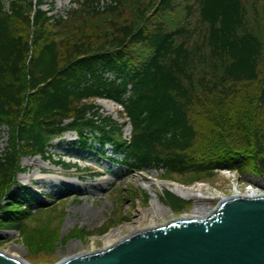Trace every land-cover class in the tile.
<instances>
[{"label": "trees", "instance_id": "16d2710c", "mask_svg": "<svg viewBox=\"0 0 264 264\" xmlns=\"http://www.w3.org/2000/svg\"><path fill=\"white\" fill-rule=\"evenodd\" d=\"M98 1L73 0L55 18L42 0H0V126L9 128L0 228L19 232L35 254L125 220V189H117L103 227L60 239L64 203L34 211L13 190L22 158L51 161L53 141L70 131L81 151L101 155L97 147L110 146L130 175L156 168L163 180L189 185L225 169L264 182V0H113L104 12ZM97 98L123 106L130 139Z\"/></svg>", "mask_w": 264, "mask_h": 264}, {"label": "rangeland", "instance_id": "374dc122", "mask_svg": "<svg viewBox=\"0 0 264 264\" xmlns=\"http://www.w3.org/2000/svg\"><path fill=\"white\" fill-rule=\"evenodd\" d=\"M11 1L13 0H6L7 7ZM42 1L41 8L55 17L66 16L69 9L74 7L72 0ZM111 104L112 107H110ZM96 105L104 117H111L123 125L124 119L120 106L107 100H96ZM130 135L131 128L127 126L125 136L129 138ZM1 139L0 148H4L7 139L5 135ZM78 140L79 137L75 132H69L55 140L50 149V154L53 156L51 161L40 157L22 158L21 165L24 170L18 176V184L14 191L25 192L24 199L29 201V206L34 211L41 203L48 207L58 201L64 203L66 217L61 226L60 239L74 234L72 231L76 228L92 233L103 227L114 211L112 203L117 195V189H125L127 200L123 216L125 220L101 236L94 235L85 238L73 236L65 244L58 243L50 254L48 252L35 254L25 244L19 232L0 228V251L16 254L31 264H56L66 258L85 254L84 252L90 251L93 247L102 248L103 238L114 229L124 227L123 235L126 237L131 234L130 224L140 218L141 211L150 215L152 209H155L158 213V220L161 222L163 217L170 220L186 213L192 214L196 206L208 204L213 210L222 199L234 194L240 196L248 194L249 187L246 186L248 184H254L257 187L264 186L262 179L254 175L244 174L240 177L235 172L224 171H220L212 180L194 182L189 185L163 180V172L157 169H152L148 173L130 175L119 164L122 158L115 156L110 146L103 151L105 158H102L96 153L78 149ZM59 160L75 164L77 168L63 169L55 166L54 163ZM95 171H100L102 174H95ZM174 184L196 190L201 189L203 195L213 196V198L185 200L170 190V186ZM260 191L256 193L264 194V190ZM145 193L149 194L148 200H145ZM171 195L181 200L180 205ZM44 224V218L33 220L28 226V231ZM146 224L147 222L142 226ZM8 232L15 234H8Z\"/></svg>", "mask_w": 264, "mask_h": 264}, {"label": "water", "instance_id": "95a60500", "mask_svg": "<svg viewBox=\"0 0 264 264\" xmlns=\"http://www.w3.org/2000/svg\"><path fill=\"white\" fill-rule=\"evenodd\" d=\"M0 264H31L0 251ZM56 264H264V197L230 196L205 218L131 233Z\"/></svg>", "mask_w": 264, "mask_h": 264}, {"label": "bare ground", "instance_id": "6f19581e", "mask_svg": "<svg viewBox=\"0 0 264 264\" xmlns=\"http://www.w3.org/2000/svg\"><path fill=\"white\" fill-rule=\"evenodd\" d=\"M104 105L107 106V104H105V103H104ZM112 106L113 105L111 104L110 107H112ZM95 174L101 175L102 172L95 171ZM170 190L185 200H192V199L208 200V199L213 198V196L211 197L208 195L207 196L203 195L201 189L196 190L195 188L180 187L177 184L171 185ZM233 196H239V195L234 194ZM214 197H217V196H214ZM242 197L258 198V197H264V194H257L255 192H248V194H246L245 196L243 195ZM219 198L221 199L223 197H219ZM212 211L213 210H212L211 206L208 204L206 206H196L193 209L192 214L186 213L181 217H176V218L170 219V220L163 217L161 222L158 220L159 219L158 213L156 212L155 209H152L150 215H147L145 212L141 211L140 215H139L140 218L137 219L133 224H130L131 225V229H130L131 231L130 232L136 233V232H142V231H147V230H153V229H157V228L162 227V226H167L172 222H176V221H180V220L205 218ZM146 222H147V224L142 226V224L146 223ZM123 229H124V227H120V228L114 229L110 233H108L103 238L104 246L102 248L95 249L93 247V249H91L90 251L84 252V253L96 252V250H104V249H109V248L113 247L114 245L121 242L125 238V236L122 233ZM8 234L14 235L15 233L14 232H8ZM4 253L11 256V257L21 259L16 254H12V253H8V252H4Z\"/></svg>", "mask_w": 264, "mask_h": 264}, {"label": "built area", "instance_id": "2783aa9c", "mask_svg": "<svg viewBox=\"0 0 264 264\" xmlns=\"http://www.w3.org/2000/svg\"><path fill=\"white\" fill-rule=\"evenodd\" d=\"M224 172H230V171H224ZM246 186H248L249 187V191L248 192H261L260 190H264V189H262V188H259V187H256L255 185H253V184H248V185H246ZM247 192V193H248Z\"/></svg>", "mask_w": 264, "mask_h": 264}]
</instances>
